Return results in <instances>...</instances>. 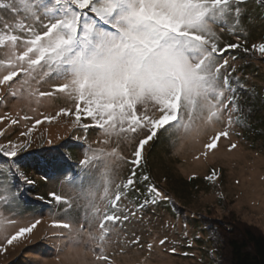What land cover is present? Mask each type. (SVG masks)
<instances>
[{
  "label": "rangeland",
  "instance_id": "374dc122",
  "mask_svg": "<svg viewBox=\"0 0 264 264\" xmlns=\"http://www.w3.org/2000/svg\"><path fill=\"white\" fill-rule=\"evenodd\" d=\"M5 2L0 0V4ZM240 7L244 13L237 22L219 2L184 0L185 19L196 28L189 38L200 53L195 59L204 65L202 75L209 81L208 88L181 107L178 123L160 129L145 146L137 168L139 192L130 191L119 205L121 213L134 214L127 222L109 225L107 234L101 221L105 213H111L131 175L132 165L127 161L143 133L117 128L123 123L122 108L109 117L114 122L108 134L91 126H73L75 115H65L60 109L74 111L75 103L67 92L53 91L52 85L61 82L58 79L49 83L21 79L12 86L15 95L9 94L7 83L0 85V117L7 120L0 121V129L31 128L29 139L33 140L31 149L17 155L19 163L22 160L20 170L33 183L16 182L20 188L18 215L5 209L3 214L11 217L6 227L11 233L39 221L27 238H21L23 243L14 242L0 251V264H218L213 239L202 222L205 217L233 218L264 233V54L254 47L264 41V8L257 0ZM4 14L0 8V15ZM161 19L168 23V18ZM213 43L241 45L234 52L243 49L225 57L235 69L227 72L233 74L231 92L224 87L219 62L211 54ZM8 58L0 45V76L8 75ZM233 96L238 112L228 103ZM46 117L55 118L49 121ZM12 119L18 123L12 125ZM82 119L91 125L87 117ZM36 120L41 123L36 125ZM225 131L230 132L227 138L221 137L214 149H205L212 137ZM9 139L16 142L20 138L10 135ZM231 144L236 147L230 148ZM0 145L8 148V140L0 136ZM61 154L60 165L76 176L72 183H62L55 169L40 163ZM86 156L94 161L90 166L81 163ZM17 157H7L12 166ZM143 175L150 177L148 183L164 193L166 200L141 211L137 205L145 197L152 198L140 179ZM51 193L70 198L71 210ZM64 223L72 229L63 228ZM4 235L0 230V240ZM137 238L140 243L134 242ZM164 238L168 243L161 246L159 240ZM173 247L175 253L170 251Z\"/></svg>",
  "mask_w": 264,
  "mask_h": 264
},
{
  "label": "snow or ice",
  "instance_id": "6c2138e0",
  "mask_svg": "<svg viewBox=\"0 0 264 264\" xmlns=\"http://www.w3.org/2000/svg\"><path fill=\"white\" fill-rule=\"evenodd\" d=\"M213 2L223 4L230 10V18L238 22L244 13L240 5L248 0ZM257 3L264 8V0H257ZM0 8L5 13L0 15V45L9 57L5 67L9 72L7 77L0 76V85L7 83L10 95H15L12 86L21 79L24 83L30 79L49 83L55 78L61 82L52 85L53 91L67 92L75 103L74 111L60 109V113L75 115L73 126H91L108 134L114 122L109 117L114 116L116 109L122 108L119 117L123 123L117 128L143 133L135 144L132 159L127 161L132 165L131 175L117 194L111 213H105L101 221L100 227L107 234L109 225L127 222L129 215L134 214L121 213L119 205L130 191L139 192L136 188L137 168L145 146L157 137L160 129L178 123L181 107L191 104L194 96L208 88L209 81L202 75L204 65L195 59L200 53L196 43L189 38V33L195 32L196 28L192 21L185 19L184 0H48L47 3L44 0H6ZM161 17L168 18V23H164ZM240 47L231 43L211 45V54L219 62L223 73L220 78L228 92L232 88L227 72L230 68L235 69L225 57L230 49ZM254 47L264 54V41ZM40 95L51 93L41 92ZM228 103L235 111L240 110L234 96ZM108 107L112 111L106 112ZM83 117H87L91 125L83 124ZM54 118L46 117L49 121ZM0 121L7 122L5 117H0ZM10 123L15 125L18 120L12 119ZM40 123V120L35 121L36 125ZM31 134V128L26 131L0 129V136L9 144L8 148L0 145V154L15 158L18 152L31 149ZM229 134L228 131L218 133L205 149H214L217 141ZM10 135H18L20 139L13 142ZM235 147V144L230 145V148ZM61 158L62 154L60 158L52 155L40 163L55 169L63 177L62 183H72L76 176L60 165ZM93 162L86 156L81 163L90 166ZM21 179L24 183H33L20 170L18 161H14L8 172L0 170V230L2 235L7 233L0 240V251H6L14 242L23 243L21 238H27L26 234L32 233L39 223L35 220L8 233L6 221L11 217L3 213L7 209L12 216L18 215L15 209L19 207L20 188L16 182ZM140 179L147 184L146 191L152 198L145 197L137 205L139 210L166 200L164 193L148 183V175ZM51 195L71 210L70 198L56 193ZM61 226L72 229L69 223ZM134 242L140 243L139 238ZM167 243V238L159 240L161 246ZM170 251L175 253L176 249L173 247Z\"/></svg>",
  "mask_w": 264,
  "mask_h": 264
},
{
  "label": "trees",
  "instance_id": "16d2710c",
  "mask_svg": "<svg viewBox=\"0 0 264 264\" xmlns=\"http://www.w3.org/2000/svg\"><path fill=\"white\" fill-rule=\"evenodd\" d=\"M240 51L243 52V49L235 52L234 49H230L228 52ZM232 75L229 74L230 77ZM50 151L52 149L47 152ZM17 161L19 162V157ZM12 162L0 154V170H9ZM202 222L213 239L218 264H264V233L256 226L233 218L221 220L205 217Z\"/></svg>",
  "mask_w": 264,
  "mask_h": 264
}]
</instances>
